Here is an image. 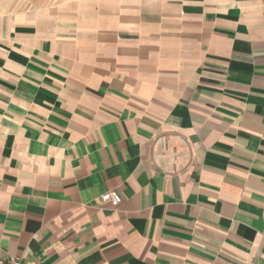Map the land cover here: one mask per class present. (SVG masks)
<instances>
[{"label": "crops", "instance_id": "0c3cea01", "mask_svg": "<svg viewBox=\"0 0 264 264\" xmlns=\"http://www.w3.org/2000/svg\"><path fill=\"white\" fill-rule=\"evenodd\" d=\"M13 261L264 264V0H0Z\"/></svg>", "mask_w": 264, "mask_h": 264}, {"label": "built area", "instance_id": "2783aa9c", "mask_svg": "<svg viewBox=\"0 0 264 264\" xmlns=\"http://www.w3.org/2000/svg\"><path fill=\"white\" fill-rule=\"evenodd\" d=\"M102 201L108 203L112 208L119 207V204L122 201L121 193L112 190L107 191L105 195L102 197ZM12 264H19L17 261H13Z\"/></svg>", "mask_w": 264, "mask_h": 264}]
</instances>
